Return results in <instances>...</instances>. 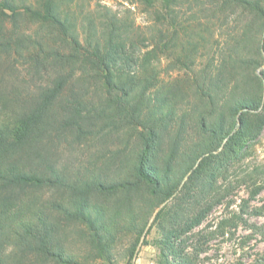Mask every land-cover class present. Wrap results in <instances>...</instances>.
<instances>
[{
  "label": "rangeland",
  "instance_id": "374dc122",
  "mask_svg": "<svg viewBox=\"0 0 264 264\" xmlns=\"http://www.w3.org/2000/svg\"><path fill=\"white\" fill-rule=\"evenodd\" d=\"M16 1L21 6V2L31 4L34 0ZM155 2L156 11L148 10L140 0H76L71 8L80 20L75 34L81 42L83 26L101 14L98 4L131 26L130 60L140 61L142 54H147L150 69L156 73L148 91L156 108L154 119L159 110L164 114L172 110L170 116L155 122L158 138L147 163L160 179L159 193L151 196L133 175L140 136L149 139L144 130H115L118 123L107 119L99 126L101 131L86 138L77 140L74 133L63 132L50 142V159L74 185L81 186L94 177L102 181V187L89 190L84 197L60 187L28 190L18 205L19 223L35 222L36 213L44 215L48 225L54 226L57 242L53 238L48 252L38 251L14 225L3 241L1 264H264V189L255 191L264 180V126L259 135L240 143L241 151L231 154L225 142L238 130V118L244 111L228 117L224 125L221 113L226 111L217 89L225 81V97L243 93L254 97L257 86H263L264 53L262 64L254 69L245 70L237 64L224 70V61L228 63L236 53L256 55L259 18L239 14L217 0H179L176 15L182 27L172 29L156 18L161 11L159 0ZM51 31L23 16L16 22H0V33L6 36L15 32L39 40L45 48L60 49L62 44ZM143 37L147 49L140 43ZM180 41L190 51V69H182L177 62ZM28 48H24L26 56L33 46ZM33 67L16 52L0 57V122L13 125L27 102L57 79L52 63L44 71ZM137 67L123 68L121 78L126 79L125 74ZM245 74L254 80L252 85L240 79ZM83 82L75 75L70 87L76 90ZM109 94L112 99L115 94L121 96L112 88ZM106 98L98 87H90V102L106 104ZM259 113L260 109L242 115L252 120ZM206 122H222L229 135L215 152L203 156L206 161L201 165L203 157L195 161L193 152L204 136L201 126ZM166 191L173 193L164 200ZM73 200H85L102 209L103 226L94 231L99 239H92L94 233L86 223L55 209L69 207Z\"/></svg>",
  "mask_w": 264,
  "mask_h": 264
},
{
  "label": "trees",
  "instance_id": "16d2710c",
  "mask_svg": "<svg viewBox=\"0 0 264 264\" xmlns=\"http://www.w3.org/2000/svg\"><path fill=\"white\" fill-rule=\"evenodd\" d=\"M140 1L148 10L156 11L155 0ZM176 1L179 0H159L158 9L161 13L156 17L161 24L166 23L172 29L182 27L177 24ZM217 1L221 5L233 7L239 14L255 15L259 18L261 27L260 41L255 49L257 58H255L256 55L242 56L236 53L228 63L224 61L226 65L224 70H231L237 64L245 70L256 68L262 64L264 53V20H262L264 19L262 4L264 0ZM75 2L76 0H34L31 4L21 2V6H18L16 0H0V22L4 20L16 22L19 16H23L31 23L52 29L51 32L55 33L54 39L62 44L60 49L45 48L42 42L31 36L15 34V32H11L9 36L0 33V57L8 58L16 52L22 54V57H25L35 70L44 71L47 64L52 63L58 71L57 79L52 87L41 88L38 94L27 102L25 111L18 116L13 125L0 122V197L2 196L0 199V252L3 241L7 236L9 237L14 225L21 228L38 251L48 252V247L54 243V226L48 225L44 215L36 213L35 222L19 223L18 205L21 203L22 195L28 190L39 187H60L84 197L89 190L102 187V181L94 177L81 186L74 185L66 179L63 169L57 167V163L50 159L49 147L52 146L50 142L53 137L59 139L63 132L74 133L77 140L86 138L101 131L99 126L104 125L107 119L111 120V124L114 121L118 123L115 130H119L120 127L144 130L149 139L140 136L141 149L135 160L133 175L140 184L149 189L151 196L157 195L161 188L159 177L150 172L147 163L149 153L158 138L154 128L155 122L170 116L172 110L171 113L166 110L167 114L159 110V117L154 119L156 108L151 103L148 91L152 88L156 73L150 69L151 65L146 53L142 54L140 61L130 60L128 52L133 46V40L129 39L128 33L131 26L119 20L118 16L109 12L105 6L97 4L101 14H98V20L88 21L83 26L84 37L81 42L79 34H75L80 20L71 8ZM99 19H101L100 22ZM140 43L144 49L148 48L146 38L143 37ZM30 46H33L32 54L28 51ZM24 48H28L26 51L29 53L25 52L27 56L23 54ZM189 52L185 44L180 41V56L177 62L182 69H190L192 65ZM138 64L141 68L137 67ZM130 65L137 67V70L125 74L126 79L121 78L124 75H121L123 68L127 69ZM75 75L78 80L84 81V86L81 85L76 90L70 87V82ZM240 79L244 84L249 83V85H252L254 81L247 74ZM93 86L102 91L103 98L107 96L106 104L104 101L90 102L88 100L90 87ZM220 86L217 89L221 91V94L217 97L222 100L226 111L221 113L224 125L228 117H235L238 112L244 111L238 118V130L225 142V149L231 154H236L237 151H241L240 143L259 135L264 126V84L257 86L259 90L254 97L246 93L241 96L225 97L223 93L226 92L228 85L222 81ZM111 88L120 92L121 96L117 97L115 94L112 99L109 94ZM212 99L211 95L209 100ZM168 106V109L171 108L170 104ZM259 109L260 113L255 114L252 120H247L245 115H242ZM223 123H203L201 128L204 129L202 132L204 136L195 143L193 152L195 161L215 152L223 139L229 135L224 130ZM107 127L104 126L103 129ZM206 134L210 136L205 138ZM202 161H206L205 157L199 164ZM261 185L256 188V192L264 189V180ZM172 193V191H166L163 199H168ZM55 209L66 217H73L86 223L94 233L92 239H99L94 231L103 226L102 209L90 206L85 200H73L69 207L59 205ZM13 233L18 236L17 230ZM55 240L57 242L56 238Z\"/></svg>",
  "mask_w": 264,
  "mask_h": 264
}]
</instances>
